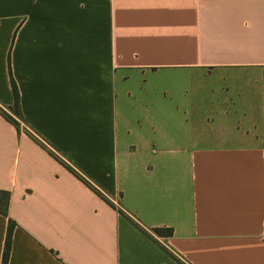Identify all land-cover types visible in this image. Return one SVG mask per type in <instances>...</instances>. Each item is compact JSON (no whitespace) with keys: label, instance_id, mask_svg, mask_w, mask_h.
I'll use <instances>...</instances> for the list:
<instances>
[{"label":"crops","instance_id":"obj_1","mask_svg":"<svg viewBox=\"0 0 264 264\" xmlns=\"http://www.w3.org/2000/svg\"><path fill=\"white\" fill-rule=\"evenodd\" d=\"M11 76L0 264H264V0H0Z\"/></svg>","mask_w":264,"mask_h":264},{"label":"trees","instance_id":"obj_2","mask_svg":"<svg viewBox=\"0 0 264 264\" xmlns=\"http://www.w3.org/2000/svg\"><path fill=\"white\" fill-rule=\"evenodd\" d=\"M10 72H11V69H10ZM11 84H12V91L14 94V103L12 106H10V108L14 109L15 113L22 117V112H21L20 104H19V92H18L16 82L14 81L12 76H11ZM0 114L18 128V122L1 106H0ZM77 175L80 178H82L79 174ZM83 180L86 183H88V181H86L85 179ZM8 205H9V192L7 190L0 189V213L1 214H4V215L8 214ZM14 226H15V222L10 219L8 223L7 231H6L1 264H7L8 262L10 248H11L12 232H13ZM155 231L165 236L172 235V232H173L171 228H155ZM170 254L172 253L170 252ZM177 259L181 264H187L185 261L181 260L180 258H177Z\"/></svg>","mask_w":264,"mask_h":264},{"label":"rangeland","instance_id":"obj_3","mask_svg":"<svg viewBox=\"0 0 264 264\" xmlns=\"http://www.w3.org/2000/svg\"><path fill=\"white\" fill-rule=\"evenodd\" d=\"M6 111L18 122V129H27L24 120L15 113L14 109L9 108Z\"/></svg>","mask_w":264,"mask_h":264}]
</instances>
